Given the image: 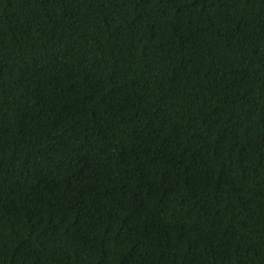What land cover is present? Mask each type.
I'll use <instances>...</instances> for the list:
<instances>
[{"label":"trees","instance_id":"trees-1","mask_svg":"<svg viewBox=\"0 0 264 264\" xmlns=\"http://www.w3.org/2000/svg\"><path fill=\"white\" fill-rule=\"evenodd\" d=\"M0 264H264V0H0Z\"/></svg>","mask_w":264,"mask_h":264}]
</instances>
